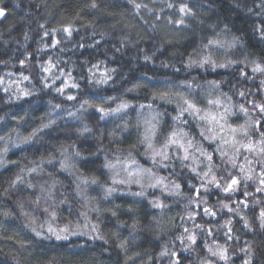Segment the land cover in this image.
<instances>
[{
    "label": "trees",
    "instance_id": "obj_1",
    "mask_svg": "<svg viewBox=\"0 0 264 264\" xmlns=\"http://www.w3.org/2000/svg\"><path fill=\"white\" fill-rule=\"evenodd\" d=\"M93 2L96 8L91 7ZM261 3L0 0L6 9V17L0 18V136L5 138L0 140V264H173L177 260L179 264H202L208 259L213 264H244L246 260L264 264V229L258 219L264 193L255 192L254 185L248 187L251 195L247 198L243 186L230 199L228 193L213 189L206 196L207 203L194 209L189 198L195 193L188 185L198 181L187 171L181 174L179 167L176 176L166 169H154L179 183L178 192L169 195L168 190L145 186L144 196L133 195L141 191L136 184L113 185L112 180L122 173L116 176L118 169L105 167L129 152L142 166L152 167L139 144L142 121L149 112L138 106L152 103L161 113L165 132L176 114L173 105L159 99L153 102L154 95L185 91L182 85L191 84L192 91L199 93L197 99L223 92L232 97V104L239 105L243 101L238 91L258 92L264 75L253 74L251 69L254 61L264 63V39L258 31L264 27ZM145 4L151 12L144 9ZM181 5H187L192 14L183 16L178 10ZM182 16L184 23L177 24ZM69 24L71 36L62 30ZM209 40L222 47L206 48ZM53 41L58 43L53 46ZM208 55L216 65L226 66L195 63ZM49 61L56 67L45 72L41 66ZM242 71L253 78L246 79ZM105 76L110 77L106 84L96 83ZM213 81L218 91L210 86ZM65 82L69 87L64 88ZM73 83L78 87H71ZM57 88L64 91L57 92ZM69 95L75 99L68 100ZM262 97L264 93L249 98ZM85 101L88 104L82 108ZM121 102L131 107L120 118L100 119L96 105L114 109ZM246 119L236 108L229 122L243 125ZM85 127L91 131L84 132ZM37 129L42 130L30 143H21ZM190 130L196 135L195 127ZM62 162L68 165L64 169ZM37 165L38 174L29 177L25 171L23 183L9 186L22 169ZM93 179L97 183L83 184ZM28 183L34 187L28 188ZM53 184V199L35 205L41 186ZM110 187L115 191L107 195ZM245 199L248 207H239V215L222 209L225 203L236 207L237 201ZM53 200L57 219L51 221L52 226L71 229L67 239L57 240L47 232L49 217L42 209ZM153 200L165 207L155 208ZM205 207L216 211V216H205ZM192 210L197 212L195 221L187 218ZM22 212L34 216L35 223ZM240 217L248 220L251 229L244 227ZM228 220L232 221L231 240L225 236ZM41 224L44 235L36 236L32 228L41 230ZM93 224L96 231L91 230ZM185 228L195 234V244L187 240ZM121 243L124 248L119 247ZM217 244L228 249V261L210 256L205 245L215 248ZM165 250L176 255L161 256Z\"/></svg>",
    "mask_w": 264,
    "mask_h": 264
},
{
    "label": "snow or ice",
    "instance_id": "obj_2",
    "mask_svg": "<svg viewBox=\"0 0 264 264\" xmlns=\"http://www.w3.org/2000/svg\"><path fill=\"white\" fill-rule=\"evenodd\" d=\"M92 8H96L95 2L91 4ZM135 7L140 9L141 5L136 4ZM146 11L151 12L148 6L143 5ZM169 8L173 5L169 4ZM264 8V0L260 5ZM183 16L191 15V9L187 5H181L178 9ZM251 11V9H249ZM183 16L180 20L176 21L177 24H183ZM6 17V9L0 6V18ZM171 22V21H170ZM43 27V25H41ZM68 36L72 35V25L62 29ZM261 39H264V27L258 29ZM48 35V32H45ZM237 39L238 38H234ZM58 43L53 41V46ZM206 48L212 47H222L218 41L209 40ZM148 59V57H145ZM193 63L190 61V64ZM199 66L203 67L205 64L212 65L213 67H225L226 65L220 64L216 65L212 60L211 56H205L202 60L195 61ZM23 64V61H21ZM253 67L251 69L253 74L264 75V63L253 62ZM45 72H51L53 68L56 67L51 61H49L47 66H41ZM62 71V70H61ZM241 75L246 79H251L253 77H248L243 71ZM70 76V74H69ZM23 79L27 80L29 77L24 76ZM110 79L109 76H105L103 79L97 80V84H106ZM0 83H3L0 80ZM216 91L219 90V85L217 82H211V85ZM69 87L65 82L64 88ZM71 87H78L75 83ZM185 91H173V92H163L158 96H153V102L157 99L173 105V111L176 113L171 116L172 126L167 132L164 131V124L161 121V113L154 109L152 103L140 104L138 107L140 109H147L149 115L144 116L141 112L140 115L144 116L142 121V134L139 138V144L144 148V153L151 161L152 167L142 166L134 157L132 152L127 154V157L121 159L117 157L114 163H106L105 167L111 170H116V176H120L121 173L124 174L123 179H113V185L116 184H137L140 188V192L133 193L136 196H144L145 192L143 189L147 186L150 189H160L162 192L168 190L169 195L174 192H178L181 188L179 183L174 180L169 179L168 176L159 175L154 169H166L168 170L170 176L177 175V167L181 170V174L187 171L198 181V184L189 183V188L195 193V196L189 198V203L194 207V209H199L201 203H207L206 196L210 195L212 190L222 191L229 194V199L231 194L240 191L241 186L244 188L243 195L247 198L251 195L247 189L250 185L255 186V192L264 193V97L261 100H256L255 98L250 99L249 97H255L258 94L264 93V80L260 81V88L257 93H252L250 91L240 90L236 93L243 101L239 105H234L231 103L232 97L227 93L221 92L219 95L215 93H208L206 96L200 100L197 99L199 93H194L192 91L191 84L182 85ZM64 88H57L56 91L62 93ZM7 91V89H4ZM131 91V89H130ZM187 93V94H186ZM28 95L30 93H24ZM68 100L75 99L74 96L69 95ZM88 101H85L81 105H87ZM91 107V105H89ZM56 107H59L57 105ZM131 107L127 102H121L114 109H106L99 105H96V111L101 113L100 119H104L107 116L120 118V114ZM238 108L239 112L243 113L247 118L243 125L233 126L229 121L230 118L235 115V109ZM48 125H45L47 127ZM126 127V125H125ZM138 129L141 127L140 124L137 125ZM195 127L197 129L196 135H193L191 128ZM42 129H37L29 137L24 138L21 143H30L32 138L37 135ZM84 132H90L91 129L85 127ZM123 131V129H121ZM198 137V138H197ZM10 138V137H9ZM4 136H0V140H4ZM205 144L208 147H205ZM19 147V144L15 145ZM209 148L211 151H209ZM7 151V149H5ZM79 156V153L75 154ZM51 163V161H48ZM68 165L61 163V168L64 169ZM39 165L36 167H28L27 169H22L21 174H18L15 179L10 182V187H15L17 184L24 182L23 173L27 171L29 177L38 174ZM96 180H84L83 184H95ZM28 188H33L34 185L31 183L27 184ZM79 187V185H78ZM55 184L48 186L42 185L40 188L41 195L36 198L33 203L37 206L40 205L43 199L45 204H48L49 200L54 197ZM115 191L114 187H110L106 190L107 195H111ZM204 194L203 196L201 194ZM155 208L163 209L165 205L156 200L151 201ZM248 207L247 199L243 201H237L236 207H233L227 203L222 205V209H227L229 213L239 215L237 209L239 207ZM43 213L49 217L47 232L51 233L57 240L67 239V233L71 229L65 227L63 229L57 230L52 226L51 221L57 219L55 201L49 205V207H44L42 209ZM203 214L205 216H216V211L211 208H203ZM26 217H30L32 223H35V217L31 216L28 212H22ZM113 215L116 213L113 212ZM85 215L86 213H81ZM197 212L195 210L189 211L187 213V218L189 220L195 221ZM243 221L244 227L251 229V225L245 217H240ZM183 219V217H182ZM258 219L260 221V227L264 229V208H261L259 212ZM232 221L228 220L225 222V226L228 231L225 233L226 239L231 240L234 237L231 235ZM197 228L202 226L196 225ZM44 225H40L41 230H37L35 227L32 231L36 236H43ZM92 231L97 230V225L93 224L91 226ZM203 230V229H202ZM209 235H211V231ZM187 240L191 244L196 243V236L194 233L189 234L187 228L184 229ZM72 234H77L73 232ZM102 238V237H100ZM107 242V241H105ZM183 243V240H182ZM207 251L210 253L211 257H216L221 261H228V249L219 244L215 248L205 245ZM119 247L124 248V244L121 243ZM242 251L250 252V249H242ZM175 256L176 253H168L166 250L161 252V256ZM173 264H179V261H174ZM202 264H213L211 259L202 261ZM244 264H250V260H246Z\"/></svg>",
    "mask_w": 264,
    "mask_h": 264
},
{
    "label": "rangeland",
    "instance_id": "obj_3",
    "mask_svg": "<svg viewBox=\"0 0 264 264\" xmlns=\"http://www.w3.org/2000/svg\"><path fill=\"white\" fill-rule=\"evenodd\" d=\"M119 170V169H118ZM115 173V172H114ZM124 178V174L122 173V176H121V178L120 177H118L117 178V180H119V179H123ZM116 179V178H115ZM125 184H127V183H125ZM137 185V184H136Z\"/></svg>",
    "mask_w": 264,
    "mask_h": 264
}]
</instances>
